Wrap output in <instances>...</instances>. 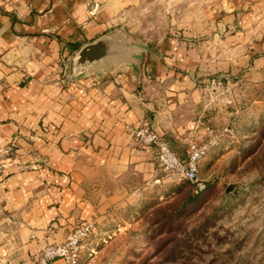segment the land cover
I'll use <instances>...</instances> for the list:
<instances>
[{"label": "rangeland", "instance_id": "374dc122", "mask_svg": "<svg viewBox=\"0 0 264 264\" xmlns=\"http://www.w3.org/2000/svg\"><path fill=\"white\" fill-rule=\"evenodd\" d=\"M111 34L128 47L121 62L96 71L76 66V53L55 71L91 85L117 80L153 96L161 111L174 106L171 125L139 122L185 153L192 141L208 145L200 167L206 189L196 193L160 167L152 180H130L151 203L133 198L130 208L92 220L78 264H264V0H139L111 21ZM87 69L97 81L82 75ZM26 137L32 145L38 136ZM17 140L0 139V175L18 158ZM5 222L0 238L15 234Z\"/></svg>", "mask_w": 264, "mask_h": 264}, {"label": "crops", "instance_id": "0c3cea01", "mask_svg": "<svg viewBox=\"0 0 264 264\" xmlns=\"http://www.w3.org/2000/svg\"><path fill=\"white\" fill-rule=\"evenodd\" d=\"M138 1L0 0V139L15 137L19 146L17 160L0 175V220L7 221L6 230L15 228L0 238V264H35L33 255L50 241H63L77 222H97L130 208L134 199L151 203L145 188L129 181L152 180L156 152L137 143L126 126L144 117L152 126L171 125L174 106L161 111L153 96L126 91L105 75L91 85L55 71L64 57L105 36L111 21ZM31 130L38 136L32 145L24 140ZM172 147L187 159L188 150ZM30 148L32 160L24 153Z\"/></svg>", "mask_w": 264, "mask_h": 264}, {"label": "built area", "instance_id": "2783aa9c", "mask_svg": "<svg viewBox=\"0 0 264 264\" xmlns=\"http://www.w3.org/2000/svg\"><path fill=\"white\" fill-rule=\"evenodd\" d=\"M133 139L144 147L156 150L157 161L161 170L169 175L185 179L195 186L197 193L206 189V183L200 176L199 165L209 151L208 145L190 142L187 159H181L173 147L147 120H142L136 125L127 126ZM211 144V142H210ZM95 228L92 220H85L68 232L64 241L50 242L42 247L35 255L36 264H49L57 259H62L66 264H78L84 241Z\"/></svg>", "mask_w": 264, "mask_h": 264}, {"label": "water", "instance_id": "95a60500", "mask_svg": "<svg viewBox=\"0 0 264 264\" xmlns=\"http://www.w3.org/2000/svg\"><path fill=\"white\" fill-rule=\"evenodd\" d=\"M115 34L103 36L98 40L83 46L75 60L76 66L90 65L93 70L99 71L105 66H113L121 62L128 47L123 43L115 41ZM131 50V49H130ZM129 57L133 55L132 50Z\"/></svg>", "mask_w": 264, "mask_h": 264}, {"label": "trees", "instance_id": "16d2710c", "mask_svg": "<svg viewBox=\"0 0 264 264\" xmlns=\"http://www.w3.org/2000/svg\"><path fill=\"white\" fill-rule=\"evenodd\" d=\"M194 186V185H193ZM194 188H195V186H194ZM197 193V192H196Z\"/></svg>", "mask_w": 264, "mask_h": 264}]
</instances>
